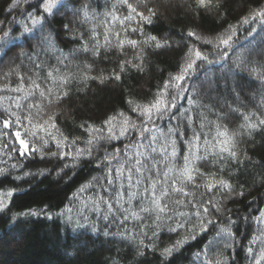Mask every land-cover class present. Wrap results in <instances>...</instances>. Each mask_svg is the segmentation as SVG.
<instances>
[{
	"label": "trees",
	"instance_id": "trees-1",
	"mask_svg": "<svg viewBox=\"0 0 264 264\" xmlns=\"http://www.w3.org/2000/svg\"><path fill=\"white\" fill-rule=\"evenodd\" d=\"M178 1L0 0V264H264V0Z\"/></svg>",
	"mask_w": 264,
	"mask_h": 264
},
{
	"label": "snow or ice",
	"instance_id": "snow-or-ice-1",
	"mask_svg": "<svg viewBox=\"0 0 264 264\" xmlns=\"http://www.w3.org/2000/svg\"><path fill=\"white\" fill-rule=\"evenodd\" d=\"M15 2V0H14ZM62 2V0H45L44 4H43V8H44V11L51 14L53 9L57 8V6ZM125 2H127V0H125ZM197 5L198 7H202V8H208L212 5V0H197ZM128 7L133 11L135 12L136 9L133 8V6L131 4L128 5ZM149 12L152 14V15H155V13L149 9ZM138 15H140L142 17V19L144 20H148V22H151L150 18L149 17H145L143 16L142 13H137ZM260 15H264V12H261L259 13ZM133 17H127V19H132ZM245 23H247V19L244 20ZM2 23V22H0ZM32 23L33 25H36V24H39L41 23V20L38 19V18H35L33 17L32 18ZM67 27V26H66ZM231 27V26H230ZM24 31L25 32H29L31 31V29H29L28 27H25L24 28ZM195 33L193 32H189V36H194ZM9 37V31H5L3 32L2 35H0V58L3 57V55L5 54V51L6 49H4L3 47V44L5 42H7V38ZM152 40H155L156 38L155 37H151ZM219 43L222 44V45H225V46H230V41H231V36H228L227 38H224L223 36L219 37ZM208 43H211L212 41H207ZM123 41H121V47L123 45ZM128 43L132 44L133 46L136 45V41H128ZM160 44L157 42V47H159ZM190 52H193L194 53V56H195V59H198V60H207V57L201 53L198 49H190ZM224 56H227L228 53L225 51L223 53ZM195 64V60H192L190 63H188L187 67L183 69V71L185 73H187L188 69L192 68ZM49 76L52 75V73H48ZM185 77L183 75L179 76V77H176L175 79L177 80H183ZM62 79H65V78H62ZM116 79H119V76H116ZM35 84V82H33ZM35 87L36 88H39L40 86L38 84H35ZM20 89H17V91H19ZM51 91V90H49ZM40 95L43 97L45 96V93L42 91L40 92ZM63 96H66L67 93L64 92L62 93ZM56 99H60V97H56ZM163 104L164 108L166 109L167 105L164 104V102L162 100H157L156 104L152 105V107L156 108V110L158 112L161 111V105ZM174 106V105H173ZM143 113L147 114L149 116V118H151V108H145L142 110ZM17 123L19 122V118H17ZM110 121H106V123H109ZM4 126L7 128L10 126L9 124V121L8 120H5L4 122ZM125 123H127V121H125ZM262 124H264V121H261ZM249 127H256V125H249ZM127 129H125L126 131ZM147 130V129H145ZM123 135V132L121 133ZM218 135H221V136H224L226 135L225 132H221V133H218ZM15 137L17 139V141L19 142V144L21 145V148L23 149V151H21V155L24 154V152H26L28 150V144L25 140L21 139L20 138V133L19 132H16L15 133ZM194 139L195 140H198L199 139V136H196L194 135ZM222 143H227L226 141L225 142H222ZM222 151H225V152H229V154L233 157H235L236 153L234 151H232L230 148L228 147H224L221 149ZM119 151V150H117ZM153 151H155V149H153ZM166 151V149H165ZM171 155L174 157L176 155V151L175 149H173ZM167 158V157H165ZM197 159H205L206 157H196ZM184 166L179 170V177H180V180L181 182H188V183H194L195 181V175L194 173L197 172L198 170H195L192 168L191 166V161L189 160L188 157H184ZM137 164H139V161L137 162ZM137 172L141 171L139 167H137L135 169ZM129 172L132 171L131 168L128 169ZM167 171L164 173V176H167ZM129 179H131V177H129ZM157 183L159 182H155V183H152L150 185V188H151V204H152V207L151 208H142L141 211H144V212H149V211H154L157 213L156 215V219L159 220L161 219V216H160V213H166V212H169L171 211L172 209L169 207V204L168 203H164L163 201L166 200V198H168L170 196V192H169V189L168 188H162L161 191L159 192V195H157V192H156V188H157ZM217 184H220L223 188L225 189H230L231 188V185H229L227 182H224V181H217L216 182ZM177 185V180H172V191L174 192H181L183 193L184 195H189L188 192H186L184 190V188L182 187H176ZM196 187H199V185H196ZM205 187L208 189V191H211L214 187H216V184H212V183H207L205 185ZM145 191H149V189H145ZM8 195H11V193H8ZM133 195H136L135 193H133ZM171 203L173 204H181L183 203V200H175V201H171ZM207 203L211 204L212 202L211 201H208ZM193 207H196V205H193ZM214 208H216V211H219V208L216 207V205H213ZM200 208L203 209V215H207L208 212H209V209L207 207H205L203 204L200 205ZM135 215V214H134ZM179 215H183V213H179ZM195 215L197 217H202V213L197 210ZM139 217L137 216V219ZM168 219H171V217L169 216ZM208 224L212 223L211 220H208L207 221ZM184 225L182 223H179L177 222V225H176V228H183ZM195 227V226H194ZM176 228H170V231H176ZM199 228H200V231H205L207 229V224L204 222L203 218H201L200 220V225H199ZM223 232H230V229H222ZM194 238V237H193ZM183 241L182 240H178L176 242V246H179L180 244H182ZM172 248H168V249H165V253L166 254H171L172 252ZM250 252L252 251V249H248ZM259 264V262H258Z\"/></svg>",
	"mask_w": 264,
	"mask_h": 264
},
{
	"label": "rangeland",
	"instance_id": "rangeland-1",
	"mask_svg": "<svg viewBox=\"0 0 264 264\" xmlns=\"http://www.w3.org/2000/svg\"><path fill=\"white\" fill-rule=\"evenodd\" d=\"M170 1H172V0H170ZM173 1H177V2H179L178 0H173ZM174 3V2H173ZM165 4H172V2H170V3H165ZM232 79V81L234 80V78H231Z\"/></svg>",
	"mask_w": 264,
	"mask_h": 264
}]
</instances>
